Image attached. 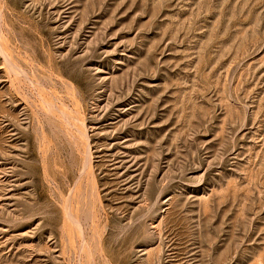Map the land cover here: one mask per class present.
<instances>
[{
  "label": "rangeland",
  "instance_id": "rangeland-1",
  "mask_svg": "<svg viewBox=\"0 0 264 264\" xmlns=\"http://www.w3.org/2000/svg\"><path fill=\"white\" fill-rule=\"evenodd\" d=\"M0 264H264V0H0Z\"/></svg>",
  "mask_w": 264,
  "mask_h": 264
}]
</instances>
